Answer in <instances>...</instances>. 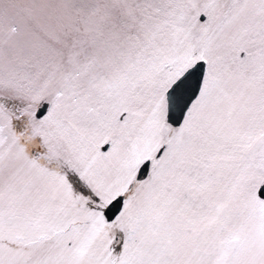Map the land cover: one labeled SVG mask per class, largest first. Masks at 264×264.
I'll list each match as a JSON object with an SVG mask.
<instances>
[{"label":"snow or ice","instance_id":"obj_1","mask_svg":"<svg viewBox=\"0 0 264 264\" xmlns=\"http://www.w3.org/2000/svg\"><path fill=\"white\" fill-rule=\"evenodd\" d=\"M0 264H264V0H0Z\"/></svg>","mask_w":264,"mask_h":264}]
</instances>
